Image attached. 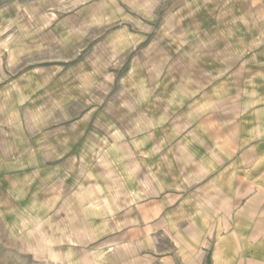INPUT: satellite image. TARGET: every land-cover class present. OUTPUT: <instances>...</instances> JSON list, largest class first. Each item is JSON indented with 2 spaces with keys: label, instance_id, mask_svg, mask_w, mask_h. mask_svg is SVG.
<instances>
[{
  "label": "crops",
  "instance_id": "crops-1",
  "mask_svg": "<svg viewBox=\"0 0 264 264\" xmlns=\"http://www.w3.org/2000/svg\"><path fill=\"white\" fill-rule=\"evenodd\" d=\"M164 1L169 0H132L131 4L90 0L64 14H56L61 9L47 3L45 11L57 15V20L50 28L33 31L63 42L112 24L113 35L136 42L170 25L184 37H225L224 42L214 37L212 43H196L193 49L180 46V92L166 93V97L161 93L159 98L167 103L154 102L158 98L146 88V77L152 73L145 70L139 83L144 88L140 94L147 124L144 128L137 125L135 135L124 136L115 118L106 124L90 123L87 108L79 117L71 113L74 96H63V92L73 88L71 74L81 61L36 62L13 74L9 68L24 64L20 63L24 48L18 46H25L27 39H0V56L7 59L4 65L0 62V175L5 170L20 173L31 168L34 172L23 174L33 175L30 179L24 177L11 186L24 191L23 196L36 188L39 196L32 198L33 207L39 201L44 211L67 202V197L63 200L56 192L61 175H66L64 181L73 180L70 175L85 176L86 183L70 186V195L79 203L86 201L98 217L110 203L103 190L105 175L128 180L130 189L124 193L132 207L129 212L133 208L137 212L135 220L151 230L180 227V264L191 259L194 241L202 245L198 246L203 253L199 264H234L241 237L264 235V21L245 8L238 15L217 6L235 3L247 8L250 0H170V6L155 19L154 12ZM6 2L47 6L40 0L0 4ZM56 40L33 42L42 52L43 44L50 48ZM120 40L115 38L113 45ZM126 73L131 77V68ZM128 90L127 94H136L133 87ZM30 97L34 109L25 110L24 115L30 129L14 136L10 132L15 127L6 121L21 113L17 106L12 108V100L18 98L23 104ZM66 97L68 102H62ZM19 120L17 124H23ZM17 148L18 152L12 150ZM104 164L108 172L102 171ZM113 201L117 203L119 197ZM244 255L247 258L249 252Z\"/></svg>",
  "mask_w": 264,
  "mask_h": 264
},
{
  "label": "rangeland",
  "instance_id": "rangeland-1",
  "mask_svg": "<svg viewBox=\"0 0 264 264\" xmlns=\"http://www.w3.org/2000/svg\"><path fill=\"white\" fill-rule=\"evenodd\" d=\"M84 1L90 0H40L43 4L49 3L51 8H60L61 10H57L56 14L71 11L73 7ZM168 2L164 1L157 7V11L154 12L155 19L170 6ZM215 5L212 4L213 7ZM184 6L187 8V5ZM217 6L221 11L238 15L244 10L242 8H245L249 12L257 13V19H260L261 23L264 21L262 20L264 8L259 5L253 6L249 3L246 8L245 5L221 3ZM45 7L49 8L48 5L38 6L37 3L0 4V32L3 31L4 34L0 39L5 38L8 41L17 38L27 39L25 46H18L20 50L24 48L23 61L20 62L24 63L23 66L19 64V67L12 70L9 68L8 71L15 74L26 65L49 60L72 61V63L81 61L77 66L74 64L71 74L73 88L63 92V96H74L73 106L70 103L69 107L71 113L74 117H79V114L87 108L90 112L87 119L93 124H106L115 118L121 124L124 136L135 135L137 125L144 128L147 124L143 114V96L140 94L144 88L143 83H139V80L144 79L145 70L152 73L151 77H146V88L154 94V98H158L154 102L167 103V99L165 102L159 98L161 93L166 97V93L180 92V46L185 44L193 49L196 43H212L215 37L213 35L180 36L175 34L177 30L174 28L172 31L169 25L145 39L142 37L141 40L134 42L132 41L134 39L113 35L114 26L109 24L102 26L101 29L92 30L93 33L88 36L68 37L69 40L65 39L67 37H61L65 39L61 42L56 40L60 37L34 35L33 31L50 28L57 20L58 16L52 13L49 15ZM258 27L259 25L256 29ZM23 32L27 36L21 37ZM44 38L48 41L56 40V43L54 46L51 44L50 48L43 44L45 49L42 48L45 51L38 52L34 42ZM115 38L121 40L113 45ZM215 38L224 42L225 37L217 34ZM6 60L5 55L0 56L3 65ZM174 62L176 64L173 65ZM129 68H131V77L125 76ZM148 80L151 85L148 84ZM64 85L63 82L62 86ZM131 87H133L132 92L136 93L133 96L127 94ZM62 102H68V98L66 97ZM16 106L21 114L17 117L11 115V122L6 121L10 127H15L14 130L10 128L12 130L10 134L14 136L22 129L26 131L30 129L27 121L29 119L24 115H26L25 110L34 109L33 98L30 97L23 104L16 98L12 100V108ZM18 117L23 124H17ZM62 117L59 118L63 119ZM19 135L20 132L17 138ZM10 143H13L11 138ZM19 149L23 150L22 147ZM12 150L19 151L18 148ZM102 169L108 172L107 164L102 165ZM29 170H20L19 173L10 169L0 175V264H180L178 242L180 227L170 229L158 227L151 230L150 227L145 228L143 221L135 220L137 212L134 208L129 212L132 207L124 193L125 190L130 189L128 180L119 181L112 175H105L107 178L102 181L103 190L109 194L110 203L106 206L105 213L102 212L103 215L98 217L97 213L89 210L86 201L79 203L80 200L76 196L70 195V186L78 188L81 183H86L85 176L70 175L73 180L68 178L65 181L63 179L66 175L60 176V181H56L57 185H60L56 192L60 193L63 200L66 197L68 199L66 204L59 205L56 210H41L39 201L36 208L33 207L32 198L39 196L36 188H31L29 194L23 196L24 191L11 186L24 177L30 179L33 175H23L34 172ZM29 179L28 183H30ZM63 183L67 184L66 187L61 186ZM73 191L75 192L76 189ZM119 193L120 195L117 196ZM118 197L120 201H117ZM27 199L30 200L29 203H26ZM113 200L117 203L113 204ZM80 204L83 206L81 207Z\"/></svg>",
  "mask_w": 264,
  "mask_h": 264
},
{
  "label": "clouds",
  "instance_id": "clouds-1",
  "mask_svg": "<svg viewBox=\"0 0 264 264\" xmlns=\"http://www.w3.org/2000/svg\"><path fill=\"white\" fill-rule=\"evenodd\" d=\"M125 3L131 4L132 0H124ZM253 6L259 5L264 8V0H250ZM117 11H122V9H117ZM82 35H87L83 33ZM207 235V234H204ZM198 246L200 241H194L191 248L190 256L191 259L187 264H199V257L203 255L202 252L198 251ZM245 251L249 252V256L245 258ZM257 256L259 258H257ZM234 264H264V235L257 239L245 240L241 237L240 241L236 245V256L233 258Z\"/></svg>",
  "mask_w": 264,
  "mask_h": 264
},
{
  "label": "built area",
  "instance_id": "built-area-1",
  "mask_svg": "<svg viewBox=\"0 0 264 264\" xmlns=\"http://www.w3.org/2000/svg\"><path fill=\"white\" fill-rule=\"evenodd\" d=\"M5 0H0V3L4 2Z\"/></svg>",
  "mask_w": 264,
  "mask_h": 264
}]
</instances>
